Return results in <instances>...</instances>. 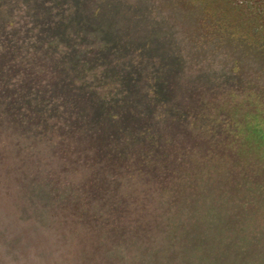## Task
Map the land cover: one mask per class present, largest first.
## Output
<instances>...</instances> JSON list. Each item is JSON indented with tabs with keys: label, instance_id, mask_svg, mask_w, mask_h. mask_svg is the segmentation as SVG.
<instances>
[{
	"label": "trees",
	"instance_id": "1",
	"mask_svg": "<svg viewBox=\"0 0 264 264\" xmlns=\"http://www.w3.org/2000/svg\"><path fill=\"white\" fill-rule=\"evenodd\" d=\"M15 11L23 12L20 21ZM32 32L37 33L32 37ZM244 49L257 53L259 72H264V0H0V128L29 133L26 121H36L42 127L32 135L43 137L62 122L59 136L73 145L74 160H87L92 168L85 185L103 179L113 194L109 202L116 203L114 194L127 187L133 194L118 199L138 202L141 195L131 189L136 184L166 193L163 209L148 213L144 224L137 211L130 222V208L109 204L112 211L100 204L105 197L93 188L100 206L90 201L83 209L77 200L68 214L63 212L77 230L86 226L102 235L96 252L109 248L111 264L120 252L113 247L141 242L140 233L149 227L160 230L153 222H161L162 215L198 249L206 240L204 208L210 217L205 252L208 244L227 236L229 245L219 259L229 256V264H248L250 256L264 254V228L258 237L244 229L257 224L264 179L253 175L248 180L246 169L238 174L230 144L228 149L205 143L196 156L186 139L175 147L168 142L176 136L161 130L171 122L187 136L207 126L203 121L211 122L212 116L203 97L212 88L203 74L193 79V70L204 71L208 57L225 59ZM59 143L61 151L65 143ZM205 160L213 163L210 169ZM43 182L37 196L50 200V183ZM248 236L256 247L250 241L243 245Z\"/></svg>",
	"mask_w": 264,
	"mask_h": 264
},
{
	"label": "rangeland",
	"instance_id": "2",
	"mask_svg": "<svg viewBox=\"0 0 264 264\" xmlns=\"http://www.w3.org/2000/svg\"><path fill=\"white\" fill-rule=\"evenodd\" d=\"M15 14L20 21L23 12L15 11ZM36 33L32 32V37ZM21 34L25 36V33ZM97 46L93 45L94 48ZM219 55L216 54L215 59L208 57L205 60L204 71L198 72V68L193 70V79L203 74V80L211 85L212 90L207 89V96L203 98L214 123L209 122L208 118L204 119L203 122L208 125H201L202 128L195 129L187 136L183 133L184 128H177L171 122L163 124L161 130H165L168 136L173 134L176 136V139L169 138L168 142H173L175 147L186 139L188 145L195 146L196 156L200 154L199 150L205 143L219 142L227 147L230 144L232 150L229 153L233 154L232 161L237 160V172H240L238 174L241 175L246 169L248 180H252L253 175L264 179V72H259L261 60L256 59V52H249L247 49L225 59ZM240 59L243 67L240 65V70L236 71L239 66L235 64H239L237 60ZM143 112L146 119V113ZM203 112L204 117L207 116L205 109ZM4 119L5 117L3 121ZM26 122L28 125L24 127H30L29 133L16 135L14 131L12 134L9 125L0 128V264H111L107 261L109 248H102L96 252L97 247L94 244L100 242L99 237L102 235L97 236L86 226H80L77 230L74 222L68 223L71 219H66L63 212L68 214L71 205L77 200L81 201L80 206L83 209L90 201L97 206L99 203L95 197L104 196L105 200L100 204H107V208H111L109 204L113 206L112 208L116 206L130 208L131 213L128 217L130 222L136 217L132 212L137 211L136 214L144 216V219H139L138 222L144 224V221L150 219L148 213L155 215L159 213L160 208L163 209L166 193L151 185L136 184V187L133 185L131 189L141 195V200L138 198V202L132 200L122 203L118 196L133 194L127 187L114 194L112 199L117 201L116 203L109 202L108 197L113 194L109 192L111 189L105 190L107 183L103 184V179L96 182L95 186L85 185L90 179L92 168L85 163L87 160H74L77 155L71 153L73 145L66 144L69 140L59 136L58 129L62 122L55 124V129L49 130L43 137L40 134L32 135L33 130L39 133V128L42 127L40 123L37 124L36 121L29 123L28 120ZM50 126H53V121ZM218 126L226 128H223V132L217 131ZM224 129L232 132L228 135ZM64 132L63 130L62 134ZM59 142L65 143L61 151L58 149L61 144ZM228 149L226 148V152ZM208 156H211L210 153ZM218 160L217 157L214 159L216 163ZM204 162L209 169L213 165L207 163V160ZM43 180L50 183L48 186L50 200L37 196L39 185L44 184ZM164 182L168 181L164 180L162 184ZM91 188L97 190V196L93 194L96 190L92 192ZM146 198L152 200L146 202ZM262 205L257 224L244 227L249 230V233L246 232L247 235L258 237L260 227L264 228V204ZM205 209L201 210L200 216L201 222L205 224L202 233L206 240L203 244H197L198 249L195 248V244L184 239L183 232L177 228L178 225L173 227V224L166 221L167 216L162 215L161 222L158 220L153 222V225L157 222L161 225L160 230H151L149 227L146 233H140L138 239L142 243L134 245L128 243V246L118 244V247H113L120 251L114 258L115 264H229V256L221 255L222 258L219 259L220 254L225 255L222 250L229 245V237H222L219 241H214L213 245L208 244L205 252L206 243L210 238L207 235L210 234V229H207L210 217L204 214ZM77 214L79 215V212ZM185 217L187 221V216ZM110 221H113L112 218ZM114 241L116 245L119 240ZM248 241L256 247V241L250 236L243 238V245H248ZM260 250L261 248L258 249L259 252ZM248 262L264 264V254L257 252L248 258Z\"/></svg>",
	"mask_w": 264,
	"mask_h": 264
}]
</instances>
